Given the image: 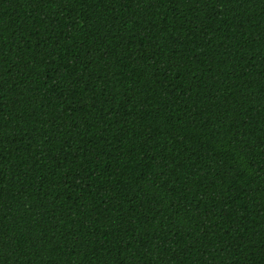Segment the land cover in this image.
Listing matches in <instances>:
<instances>
[{
  "label": "trees",
  "instance_id": "trees-1",
  "mask_svg": "<svg viewBox=\"0 0 264 264\" xmlns=\"http://www.w3.org/2000/svg\"><path fill=\"white\" fill-rule=\"evenodd\" d=\"M0 264H264V0H0Z\"/></svg>",
  "mask_w": 264,
  "mask_h": 264
}]
</instances>
